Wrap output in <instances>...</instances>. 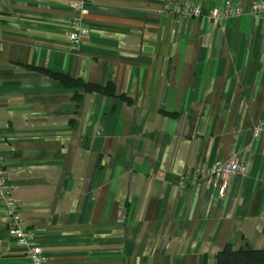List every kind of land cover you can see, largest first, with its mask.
Returning a JSON list of instances; mask_svg holds the SVG:
<instances>
[{
    "label": "crops",
    "instance_id": "0c3cea01",
    "mask_svg": "<svg viewBox=\"0 0 264 264\" xmlns=\"http://www.w3.org/2000/svg\"><path fill=\"white\" fill-rule=\"evenodd\" d=\"M0 0V159L46 264H217L264 250V15H164L264 0ZM48 72L112 85L65 88ZM78 96V98H77ZM240 158L225 198L188 171ZM0 264H31L8 235Z\"/></svg>",
    "mask_w": 264,
    "mask_h": 264
},
{
    "label": "built area",
    "instance_id": "2783aa9c",
    "mask_svg": "<svg viewBox=\"0 0 264 264\" xmlns=\"http://www.w3.org/2000/svg\"><path fill=\"white\" fill-rule=\"evenodd\" d=\"M90 0H82L80 4L74 5L78 16L72 19V31L69 35L70 47L73 51L77 50L82 39L89 35V30L84 27L83 13L86 11ZM164 15H171L177 19L205 18L210 20L215 26H221L228 21L252 15L261 17L264 15V2H256L253 5L235 6L229 5L223 10L206 11L201 4L188 2L178 4L168 1L163 8ZM264 136V121L259 123L254 129V137ZM247 172V164L240 158H234L230 161H216L213 165L199 167L188 171L186 176L193 179L194 182L200 179H206L209 186L215 192H218L221 198H225L229 191V181L233 177L243 176ZM12 190L9 186L6 170L0 159V203L4 206V218L8 224V235L17 245L26 249L31 264H46V257L43 250L36 240L34 233L26 226L21 210L16 201L12 199Z\"/></svg>",
    "mask_w": 264,
    "mask_h": 264
},
{
    "label": "trees",
    "instance_id": "16d2710c",
    "mask_svg": "<svg viewBox=\"0 0 264 264\" xmlns=\"http://www.w3.org/2000/svg\"><path fill=\"white\" fill-rule=\"evenodd\" d=\"M49 78L69 89H82L86 93H96L109 97H116L112 85L104 87L99 84L85 83L68 75L48 72ZM78 98V96H77ZM217 264H264V250H234L232 246H226L216 256Z\"/></svg>",
    "mask_w": 264,
    "mask_h": 264
}]
</instances>
